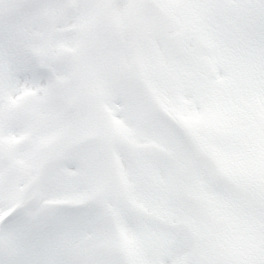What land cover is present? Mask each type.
Instances as JSON below:
<instances>
[{
  "label": "snow or ice",
  "instance_id": "6c2138e0",
  "mask_svg": "<svg viewBox=\"0 0 264 264\" xmlns=\"http://www.w3.org/2000/svg\"><path fill=\"white\" fill-rule=\"evenodd\" d=\"M0 264H264V0H0Z\"/></svg>",
  "mask_w": 264,
  "mask_h": 264
}]
</instances>
